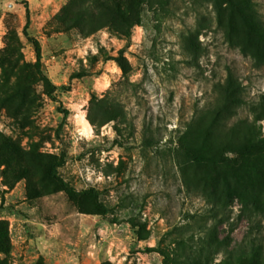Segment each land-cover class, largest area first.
Segmentation results:
<instances>
[{
  "label": "rangeland",
  "instance_id": "1",
  "mask_svg": "<svg viewBox=\"0 0 264 264\" xmlns=\"http://www.w3.org/2000/svg\"><path fill=\"white\" fill-rule=\"evenodd\" d=\"M143 1L0 0V264H264V0Z\"/></svg>",
  "mask_w": 264,
  "mask_h": 264
},
{
  "label": "trees",
  "instance_id": "2",
  "mask_svg": "<svg viewBox=\"0 0 264 264\" xmlns=\"http://www.w3.org/2000/svg\"><path fill=\"white\" fill-rule=\"evenodd\" d=\"M114 1L116 2V4L119 2H124V0H114ZM128 2H130L133 7L128 12V14L121 16L120 23L117 25V27H115V31L117 33H119L121 36H123L125 39H129L130 33H131V28L134 25L140 24L139 6L144 1L143 0H128ZM30 22H31L30 13H29V9L26 5V23H25L24 28H23V34L32 43V45L34 47L35 55H36V72L38 73L40 80L44 84L45 94L51 101L57 102V97H56L57 90H59L61 88L68 90V87L65 85H63V86L55 85L43 73V71L41 69V59H42L41 44L36 38H33L29 35L28 29H29ZM114 60L120 65V67L123 70L125 69L124 65L121 63L119 58H116ZM78 76H80V75H78ZM74 77H77V76H72V78H74ZM57 110L62 114V122L59 126L61 128L63 121H65L67 119L70 111L67 108H64L62 105H58ZM151 140L152 139H146L145 144L147 146H151L153 144V140L152 141ZM261 144L262 143H260V142L249 143L241 149L242 153L253 152L254 150L260 148ZM203 156L204 155H198V156L194 155L193 157L196 158V160H199V158H203ZM64 161H65V158H61L59 161L52 163L50 166L49 174H50L52 179L56 180L59 184H61L62 189L64 191L68 192L70 189L67 186H65L64 182L61 180V178L57 174V167L62 165L64 163ZM227 194L230 197L235 196V195L239 196L242 199V202L246 205V197L248 196V192L244 188L236 189L234 186L229 187V191ZM83 195L90 197V198H93L94 200H97L99 197V193L94 188H90V189L84 191ZM253 203H255V202H253ZM99 207H100L101 212H102L101 214L104 215L105 214L104 206L102 204H99ZM0 224H2V222H0ZM137 233L139 234V231H137ZM3 238L8 239L6 230L3 231ZM204 242L211 245L213 252H218L221 249L227 248V246L230 243V236L227 235L223 238H219L217 235V225H214V226L210 227V229L208 230ZM250 243H251V247H250L249 251L252 252V254H255V253L260 252L262 250L261 245L255 244V241H251ZM0 248H1L2 252H4V253L8 252L7 247H0ZM246 250H247L246 245L245 246L243 245L242 247H240L238 249V251L236 253L238 256L242 257L245 253H247ZM145 251L146 252H152V251H156V250L153 247H147L145 249ZM156 252H158L160 255L163 256L162 264H167L166 263V256L163 254V252L162 251H156Z\"/></svg>",
  "mask_w": 264,
  "mask_h": 264
}]
</instances>
